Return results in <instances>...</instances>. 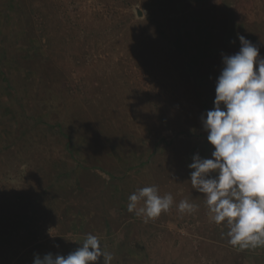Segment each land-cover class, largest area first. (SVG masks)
I'll use <instances>...</instances> for the list:
<instances>
[{
  "label": "rangeland",
  "instance_id": "obj_1",
  "mask_svg": "<svg viewBox=\"0 0 264 264\" xmlns=\"http://www.w3.org/2000/svg\"><path fill=\"white\" fill-rule=\"evenodd\" d=\"M238 35L264 56V0H0V264L88 233L112 264H264L188 168L211 157L200 117ZM152 185L174 203L145 222L128 197Z\"/></svg>",
  "mask_w": 264,
  "mask_h": 264
},
{
  "label": "clouds",
  "instance_id": "obj_2",
  "mask_svg": "<svg viewBox=\"0 0 264 264\" xmlns=\"http://www.w3.org/2000/svg\"><path fill=\"white\" fill-rule=\"evenodd\" d=\"M239 51L222 55L215 82L213 107L200 117L210 158L193 155L188 165L193 189L205 198L211 220L228 229V243L241 249L264 246V56L243 35ZM173 196H161L157 186L129 195L127 210L137 217L157 218L170 210ZM197 206L181 200L177 210L191 213ZM67 255L35 254L33 264H112L113 253L88 233Z\"/></svg>",
  "mask_w": 264,
  "mask_h": 264
},
{
  "label": "water",
  "instance_id": "obj_3",
  "mask_svg": "<svg viewBox=\"0 0 264 264\" xmlns=\"http://www.w3.org/2000/svg\"><path fill=\"white\" fill-rule=\"evenodd\" d=\"M137 15H138V16H140V15H141L140 11H137Z\"/></svg>",
  "mask_w": 264,
  "mask_h": 264
}]
</instances>
